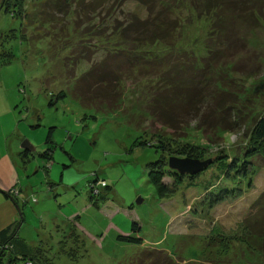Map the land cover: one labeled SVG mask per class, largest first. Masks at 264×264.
Returning a JSON list of instances; mask_svg holds the SVG:
<instances>
[{"label": "rangeland", "instance_id": "obj_1", "mask_svg": "<svg viewBox=\"0 0 264 264\" xmlns=\"http://www.w3.org/2000/svg\"><path fill=\"white\" fill-rule=\"evenodd\" d=\"M11 1L0 0V211L9 208L8 198L18 211L12 233L20 223L19 236L39 243L35 254L43 258L34 264H127L147 247L162 249L174 264H213L206 243L212 228L237 237L228 236L224 255L213 261L264 264V252L248 250L237 235L255 210L251 202L264 191V161L244 155L247 134L264 112V4L245 9L253 11L244 17L251 21L230 15L214 32L215 7L167 0L170 30L143 43L125 38L130 21L147 19L136 0H81L83 11L69 8L66 15L53 13L47 25L22 26ZM36 1L24 0V12ZM226 1L227 15L240 5ZM20 27L28 39L20 38ZM218 38L225 43L216 46ZM112 69L116 80L99 84L113 95L117 90V105L75 98V90L91 91L97 75ZM60 90L64 94L57 96ZM223 103L234 128L208 129ZM161 106L174 112L176 127L162 125ZM49 127L52 143L44 142ZM157 138L170 143L165 156L186 145L209 158L192 180L183 176L176 183L163 175L161 181L175 189L164 196L145 167L161 152L148 145ZM22 140L32 147L26 158L18 154ZM46 146L51 157L44 160L39 153ZM233 158L254 166L250 186L208 206L210 192L233 185L223 173L224 162ZM94 176L110 185L97 205L87 196ZM132 220L135 231L129 229ZM72 222L75 230L68 232Z\"/></svg>", "mask_w": 264, "mask_h": 264}, {"label": "trees", "instance_id": "obj_2", "mask_svg": "<svg viewBox=\"0 0 264 264\" xmlns=\"http://www.w3.org/2000/svg\"><path fill=\"white\" fill-rule=\"evenodd\" d=\"M92 1V2H91ZM90 3L93 4L94 0H91ZM99 1V0H96ZM117 2H121V0H115ZM141 5H143L147 11V19L143 20H133L128 23L129 27L126 30L125 38L128 37L132 41L137 42H146L148 40L152 41L155 36L157 38L164 37L165 33H167L170 30V22L167 20L166 16L168 15L170 11V4L167 2V0H136ZM175 1V0H174ZM181 1V0H177ZM191 2L195 3V5H199L200 7H206L208 6L215 7V15H217L218 23L215 25L213 29L214 32L216 30L221 29L225 26L226 19H228V16L233 15L234 17L238 18L240 21H251L252 18H244V17H253L254 14L252 13L254 6H260L264 4V0H239V7L238 9L234 10L233 12H227V9L229 7V1L226 5V0H190ZM113 2V1H112ZM116 2V3H117ZM177 2V3H179ZM156 3H160V6L158 4V8L155 6ZM167 3V4H166ZM89 4V5H91ZM166 4V5H165ZM12 5V6H11ZM11 12L12 15L17 16L21 19L20 25H24V23L27 25L28 23L36 22L39 25H47L48 22L51 20L53 21L55 19V16L53 13L57 12L62 15H66L69 12V8L77 9L80 11H83L84 4L81 0H38L33 4V9L31 12L27 13L24 12V0H12L11 1ZM116 5V4H115ZM193 6V5H192ZM156 7L157 9H155ZM194 7V6H193ZM234 7V6H233ZM252 8V10L247 9ZM9 8V9H10ZM5 10H8L7 8H4ZM22 9V10H20ZM49 9V10H48ZM15 11V12H14ZM223 12V13H222ZM209 17H213V14L208 12ZM223 15V16H222ZM205 16V15H204ZM150 17V19H149ZM226 17V18H225ZM230 19V18H229ZM138 21V22H137ZM171 26L174 27L172 24ZM19 30L20 38L21 39H28L27 35L24 34V30L22 27ZM48 29V27L46 28ZM168 29V30H167ZM124 31L125 28H122ZM47 35V34H46ZM148 39V40H146ZM228 39V38H227ZM103 43V42H102ZM225 43L223 40L221 41L219 38L217 40V45H223ZM228 46V44H227ZM67 47V46H66ZM81 54V50L79 51ZM83 52V51H82ZM76 57H79V55H75ZM74 56L73 59L76 57ZM130 58V57H129ZM128 58V59H129ZM103 60V59H102ZM97 67L98 65H94ZM94 68V67H93ZM113 68V67H112ZM92 69V67H89L88 70ZM109 77L116 78L115 72L112 69L111 74L103 75L100 73L97 75L95 80L92 82L93 87L90 91L89 88H86L85 90H75L73 95L75 98H78L81 103H93L88 101L87 99H98L99 103L102 105H108L111 106V101L114 104L117 105V100L119 97V94L116 93L113 95L111 92H109V89L102 88L101 82L104 84V80H108ZM116 80V79H115ZM113 85V84H112ZM93 88H95V91H93ZM110 88V87H109ZM93 92V93H92ZM64 92L60 90L57 93V96L63 95ZM95 94V96H94ZM225 95V94H224ZM113 96V97H112ZM84 98H87L86 100H83ZM113 100H115L113 102ZM52 100H49V103H51ZM97 102V101H94ZM116 102V103H115ZM224 104V103H223ZM219 104L222 108H216L218 112V115L215 117L214 113V120L212 119V122H208L206 127L212 128V127H220L218 130H225L229 128H234V124L232 122H228L227 119V111H226V105ZM115 106V105H114ZM114 108V107H113ZM160 112H162L160 116L162 125L169 126V127H176L174 125L175 118H174V112L167 110V108L162 107L160 108ZM222 110V111H221ZM179 111V110H178ZM182 114V113H180ZM213 117V116H212ZM177 121V120H176ZM227 121V122H226ZM230 123V124H229ZM217 129H213V132H215ZM157 143L151 142L148 143V145L154 147V149H160L161 152L158 155V158L152 161H148L146 163V170H147V176L151 180V182L154 185V189L156 193L159 196H164L166 194L171 193L174 191V186L169 187L165 182L161 181L163 175H169L173 177L174 182L176 183L181 182L180 178H183L185 176L188 180H192L191 178L195 177V174H187V173H180L176 170L169 168L167 165V157L163 154V151H167L170 147V143L166 140L164 143V140L166 138H157ZM160 139V140H159ZM44 142L52 143L51 138V127H49L45 133V139ZM167 143V144H166ZM50 146V145H49ZM50 147H45L39 155L44 158V160H47L51 157L50 153ZM174 151V150H173ZM200 149L199 148H192L188 147L186 145H182L179 149L175 150V154L170 153L169 155H176L180 156H191V157H197L201 159L199 154ZM21 152V157H27L29 151L25 149H20L19 153ZM177 152V153H176ZM244 155L246 157L251 155H257L264 161V112L259 115L254 123L252 124L249 133L247 134V149L244 152ZM223 156L215 157L216 159H220ZM217 159V160H218ZM232 161V162H231ZM230 162H224V171L223 173L227 175V177H232L234 180V183L232 186L228 188H222L221 190H218L217 193H212L208 195L206 198V204L210 206L212 203L217 202L219 200H222L229 197H235L241 194L243 190H245L246 187L250 186V180L252 179V175L255 173V168L253 165H246V160H243V163L237 162L236 159H232ZM206 168V167H205ZM204 169V168H203ZM202 169V170H203ZM177 177V178H175ZM110 188V185H108L105 181V179L98 177H93L92 180L89 182L88 190H87V196L88 201L91 203L97 205L98 201H104L106 196V188ZM264 195V191H262L252 202L253 208H255L254 211L250 213V215H247L245 218H243L244 221L240 223L239 227V235L238 240L240 242H243L246 245V248L248 250H252L255 252H264V201L258 202L257 201ZM264 198V197H263ZM250 204V205H251ZM76 218V215L72 217L74 220ZM71 223L70 228L68 232L74 231L73 224ZM15 224V221H10L7 223L4 227L0 228V262L2 259H4V264H34V261H38L41 257L43 258V255L39 256V254H35V249L38 248L40 245L39 243L34 246L31 243H28L23 238H19L18 235L12 233V227ZM17 225V223H16ZM138 228L137 223L132 220L129 226V229L131 231H135ZM216 229L212 228L210 232H208V236L206 238V243L209 245V248L211 249V254L208 257L210 262H214L213 264H220V262H217V260H212V257L219 258V256L224 255L225 249H227V237L226 235H223L219 232H214ZM76 235V233L74 232ZM229 237H235V235H230ZM116 238L119 240L127 241V242H139L140 238L136 236H132L130 234H117ZM76 239V238H75ZM77 240V239H76ZM226 243V247H221ZM214 249V252L212 251ZM135 256V255H134ZM132 257L129 259L127 264H174L175 261H172L167 254L162 249H156V248H143L141 249L135 257ZM181 264H187L186 262H182ZM188 264H201V261H195L194 263H188ZM225 264V263H224ZM238 264V263H235Z\"/></svg>", "mask_w": 264, "mask_h": 264}, {"label": "water", "instance_id": "obj_3", "mask_svg": "<svg viewBox=\"0 0 264 264\" xmlns=\"http://www.w3.org/2000/svg\"><path fill=\"white\" fill-rule=\"evenodd\" d=\"M20 147L27 151L32 149L27 140H22L20 142ZM208 160L209 158L199 159L197 157L168 155L167 165L169 168L180 173L195 174L200 172L206 166ZM138 200L140 199H137L136 201Z\"/></svg>", "mask_w": 264, "mask_h": 264}, {"label": "crops", "instance_id": "obj_4", "mask_svg": "<svg viewBox=\"0 0 264 264\" xmlns=\"http://www.w3.org/2000/svg\"><path fill=\"white\" fill-rule=\"evenodd\" d=\"M20 149H22V148H20ZM18 154H19V156H21V152L20 153L18 152ZM5 198H7V197H4V199ZM7 202L9 204V208L6 210V212L4 213L3 211H0V228L4 227L10 221H15L16 222V220L18 218V211L15 209V207H13L14 205L12 206V204H11V202H9L8 198H7ZM20 228H21V225L19 223L17 225V227L15 226L14 233H13L16 236L18 235L19 238H20V236H19Z\"/></svg>", "mask_w": 264, "mask_h": 264}, {"label": "bare ground", "instance_id": "obj_5", "mask_svg": "<svg viewBox=\"0 0 264 264\" xmlns=\"http://www.w3.org/2000/svg\"><path fill=\"white\" fill-rule=\"evenodd\" d=\"M29 151V150H28Z\"/></svg>", "mask_w": 264, "mask_h": 264}]
</instances>
